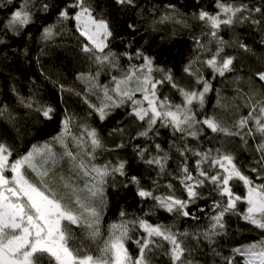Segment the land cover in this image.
I'll use <instances>...</instances> for the list:
<instances>
[{
	"label": "snow or ice",
	"instance_id": "6c2138e0",
	"mask_svg": "<svg viewBox=\"0 0 264 264\" xmlns=\"http://www.w3.org/2000/svg\"><path fill=\"white\" fill-rule=\"evenodd\" d=\"M122 6H135V0H115ZM13 4V0H0V8ZM165 7L174 9L173 5ZM218 12L215 14L201 10L198 19L210 29L211 37L217 40V48L210 57L200 59L194 57L184 67V72L193 77L195 83L202 85L199 90H188L175 80L171 69H164L155 65L153 58L144 55L140 50L135 53L136 59H142L140 65L129 64L122 68L119 56L109 50V38L113 36V29L108 19L102 14H95L91 0H70L59 13L60 21L74 20L80 36L88 43L83 44L81 50L90 53L91 58L101 68L107 67L111 75L110 82H99L100 71L95 75L81 73L77 79L87 84V95L71 88L60 86L61 92H75L82 96L84 103L104 121L112 110L128 105L131 109L129 115L136 117L143 125L138 137L151 139L149 133L160 127L171 128L173 133H180L182 137L198 138L203 129L197 125L206 126L212 133L224 136H238L245 145L248 138L259 140L255 150L259 153L256 163L260 168H252V172H264V94L250 88L249 93L238 95L244 106L249 109L247 116H241L232 125H227L215 116H206L199 120L193 104L202 108L206 94L212 90L209 80L203 77L202 68L195 67L200 64L211 69L214 74L223 77L225 73L234 71V57L222 55L224 45L227 43L218 33L221 26L232 27L237 23L250 21L255 26L264 24V9L255 7L249 9L247 5H235L216 0ZM36 0H20L18 6L10 12L2 22L3 28L14 35H19L24 28L34 22V9ZM41 8L47 11L49 5L42 3ZM72 9L76 11L71 12ZM261 14V19L244 12ZM183 23L186 21L176 19L166 12L153 20V30L156 25L167 23ZM54 25L43 30V38L50 39L56 33ZM128 28L136 30L135 24ZM196 40L198 49L210 51ZM3 41H0L2 43ZM264 44V38L261 39ZM245 52L252 50L248 45L239 43ZM129 60L133 56L124 53ZM154 73H160L157 77ZM255 77L264 85V70L254 72ZM165 84L179 92L182 103L176 104L168 96H161L160 89ZM238 94L240 90L237 89ZM139 94V98H138ZM95 96L97 102L88 97ZM257 95L261 98L257 99ZM21 103L27 108H33L34 103ZM220 104V101L217 102ZM227 107V105H222ZM5 109H0L3 117ZM35 111L48 121L56 119L58 109L50 104L39 105ZM9 119H14L9 114ZM61 130L50 141L43 144H34L31 149L18 158H12V149L5 142H0V264H152L151 254L155 249L162 248L166 242L172 264H193L189 259L190 247L181 236L187 237L188 232H176L171 226L152 224L143 217L133 220L123 219L126 215L120 212L122 218L119 222L109 225L107 237H102L100 223L102 220V207L107 206L105 185L107 178L113 174L126 176V161H119L116 165L94 163L97 150L105 146L95 128L88 125H78L75 117L65 111L60 119ZM76 129H80L77 131ZM113 131L122 132L123 129ZM158 135V131H155ZM57 146L60 151L57 150ZM118 147H124L123 144ZM155 154L145 155L148 148H138L137 155L149 166L158 169L157 175L164 173L170 156L164 152L159 143L154 145ZM75 149V151L73 150ZM185 157L179 166L180 175L175 177L186 190L187 199H180L171 193L169 195H156L153 190L140 186L137 176L128 177V180L137 186V195L143 199L156 201L157 206L169 213H176L184 217H197L188 210L189 205L203 198L198 191L206 183L214 186V190L223 199L214 201L212 208L214 214L210 216L208 229L202 235L209 244H213L214 237L223 235L227 227V215L240 216L246 223L264 233V182L256 184L253 179L245 175L236 163V156L222 148L208 149L200 152L193 149H178ZM192 151L199 157L195 161V175L189 169L185 153ZM162 153V154H161ZM67 163L65 170L63 165ZM207 164L205 168L203 165ZM10 173L11 175H7ZM257 179L264 181V175H257ZM243 183L246 193L241 196L233 191L232 181ZM80 181H83L82 183ZM154 184L157 181H153ZM127 186V184H125ZM169 189L173 188L168 184ZM238 203H244L246 208L240 211ZM204 211V209H200ZM145 215H148L147 213ZM79 230V232L77 231ZM141 230L143 235L134 239L131 232ZM200 234H193L199 239ZM132 240L137 245L136 255L130 253L127 241ZM95 244L97 253L88 251L89 244ZM232 254L223 257L225 264H264V236L257 241L241 244L231 250ZM241 257V260H237Z\"/></svg>",
	"mask_w": 264,
	"mask_h": 264
},
{
	"label": "trees",
	"instance_id": "16d2710c",
	"mask_svg": "<svg viewBox=\"0 0 264 264\" xmlns=\"http://www.w3.org/2000/svg\"><path fill=\"white\" fill-rule=\"evenodd\" d=\"M20 0H13V4L0 8V109H5L3 117H0V142L7 143L12 149V158L15 159L25 154L34 144H43L50 141L60 130V119L65 111L75 117L78 125H88L95 128L102 140L103 149H98L94 163L103 165L110 163L116 165L119 161H126V176L113 174L107 178L105 185L107 206L102 207V220L100 230L102 237H107L109 225L119 222L122 218L120 212L126 213L123 219L133 220L136 217H143L152 224H162L172 227L176 232H188L187 237L180 239L191 249L189 259L193 264H225L223 257L232 254L231 250L239 245L259 240L264 233L246 223L240 216L227 215L225 217V233L214 237V243L203 238L202 233L208 229L210 216L213 212V202L223 199L214 190V186L206 183L198 191L203 198H199L189 205L188 210L197 217L180 216L176 213H169L159 206L152 199H143L137 195V186L132 184L128 177L137 176L140 179V186L154 191L156 195H174L180 199H187V193L179 179V166L185 157L178 149H188L204 152L208 149L222 148L224 151L232 152L236 156V163L244 172L254 180L256 184L264 181L257 179V175H264V172H252V168H260L256 163L259 153L256 152V140L248 138L247 145L238 136H224L219 133H212L206 126L197 125L203 132L198 138L184 136L180 133H173L171 128L160 127L149 133L151 139L138 137L137 133L142 130L143 125L135 116L129 115L131 109L128 105L112 110L104 121L92 109L84 103L82 96L75 95V92H61L60 86L71 88L87 95V84L81 82L77 77L83 74H93L99 70V82L107 84L111 75H118L110 72L105 66L101 68L91 58L90 53L81 50L87 40L80 36L76 29L74 20L60 21L59 13L70 0H36L34 9V22L14 35L6 31L2 22L10 15V12L18 6ZM237 6L247 5L249 9L261 7L264 9V0H225ZM42 3H47L49 8L43 11ZM95 9L94 15L102 14L109 20L113 29V36L109 38V48L119 56L122 68L129 64L140 65L142 59H136L135 53L140 50L144 55L153 58L155 65L164 69H171L172 74L182 87L188 90H199L202 85L195 83L193 77L184 72V67L194 57L200 59L210 57L217 48V40L210 35V29L204 22L198 19L201 10L215 14L218 12L216 0H135V6H122L115 3V0H91ZM173 5V9L165 7ZM72 9L71 12H75ZM172 14L176 19L186 21L183 23H167L156 25L153 30V20L159 19L164 13ZM243 15H251L261 19L260 13L244 12ZM129 24H135L136 30L128 28ZM49 25H54L56 33L50 39L43 38V30ZM227 43L224 45L222 55L234 57V71L225 73L223 77L214 74L206 66L197 64L195 67L202 68L203 77L210 81L212 90L205 96V103L201 108L199 104H193L197 118L203 120L206 116H215L222 123L232 125L241 116H247L249 109L244 106L243 100L238 95L249 93L250 88L258 93L264 94V85L254 75L257 70H264V24L255 26L250 21L237 23L232 27L221 26L218 33ZM207 46L210 51L205 52L198 49L196 40ZM244 43L252 50L245 52L239 47ZM124 53L131 54L129 60ZM157 77L160 73H154ZM237 89L240 90L238 94ZM161 96H168L176 104L182 103L179 92L165 84L160 89ZM93 102L95 96L88 97ZM139 98V94H138ZM257 99L261 96L257 95ZM33 102V108L25 107L21 103ZM218 100L220 104H218ZM50 104L58 109L56 119L45 120L40 113L35 111L39 105ZM222 105H227L223 107ZM9 114L14 119H9ZM123 129L122 132L113 131ZM79 131L80 129H76ZM158 131V135L155 134ZM159 143L164 152H167L170 159L167 162L164 173L157 175L158 169L143 163L137 155L138 148H148L145 155L155 154L154 145ZM123 144L124 147H118ZM57 150L60 151L57 146ZM75 151V149H73ZM162 154V153H161ZM187 164L195 175V161L199 157L193 155L192 151L185 153ZM66 170L68 165H63ZM203 167L207 168L205 164ZM7 175H11L7 173ZM153 181H157L156 184ZM81 183L83 181H80ZM173 188L169 189L168 184ZM233 191L243 196L246 189L242 182L234 180L231 182ZM127 184V186H125ZM238 208L243 211L246 208L244 203H238ZM204 209V211H200ZM148 215H145V214ZM79 232V230H77ZM200 234L199 239L193 238V234ZM133 240L140 238L143 233L136 230L130 233ZM89 244L88 251L97 253L96 245ZM162 248L155 249L151 254L152 264H172L170 257L166 254L169 245L161 242ZM127 247L131 254L138 252L137 245L132 240L127 241ZM241 260V257H237ZM47 264V257L44 258Z\"/></svg>",
	"mask_w": 264,
	"mask_h": 264
}]
</instances>
